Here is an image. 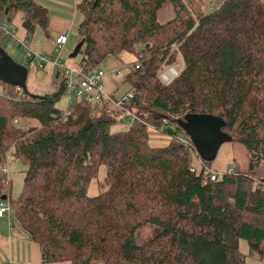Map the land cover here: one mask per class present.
Segmentation results:
<instances>
[{"label": "trees", "instance_id": "trees-1", "mask_svg": "<svg viewBox=\"0 0 264 264\" xmlns=\"http://www.w3.org/2000/svg\"><path fill=\"white\" fill-rule=\"evenodd\" d=\"M202 1L77 0L84 72L123 52L136 55L121 105L77 97L60 109L68 80L61 68L52 92L0 80V164L12 151L26 166L19 196L1 176L0 196L40 245L43 263L250 264V256L264 264V0H223L208 12ZM167 3L173 16L163 22ZM18 13L28 37L48 29L46 6L0 0V20L11 23ZM3 39L0 33L5 48ZM178 58L179 75L165 82L161 73ZM202 113L221 117L223 130L245 146L247 170L211 180L208 167L194 166L200 156L182 121ZM125 116L130 127L113 132ZM21 118L39 125L19 126ZM150 126L169 142L153 146ZM101 166L106 174L91 196ZM147 224L156 232L139 243Z\"/></svg>", "mask_w": 264, "mask_h": 264}, {"label": "rangeland", "instance_id": "rangeland-1", "mask_svg": "<svg viewBox=\"0 0 264 264\" xmlns=\"http://www.w3.org/2000/svg\"><path fill=\"white\" fill-rule=\"evenodd\" d=\"M69 1L71 2L72 7H73L70 10V17H71L73 10L75 11V9H76L75 4L77 3V0H69ZM202 2H203L204 10L206 12H208V11H211L213 9H216L219 6V4H221L223 2V0H203ZM59 12L62 15H66V13L61 11V10H59ZM50 15H51V12H50ZM172 16H173L172 7H171V5H169V3H167L159 12V19L164 22V21H168L170 18H172ZM64 17H66V16H64ZM66 18H68V17H66ZM11 24H13V23L11 22ZM49 26H51L57 32H60V33L63 32L68 37V43L65 46L64 52L62 54L61 53L59 54V55H61L60 57L63 60V64L66 66H69V67L80 65L82 53L81 52L78 53V55L75 57L71 56L75 47L80 42L78 23H75L72 26H70V21L69 22H67V21L61 22L57 19H51V16H50ZM15 28H16V26H15ZM0 33H3V32L0 31ZM16 34H17V29H16L15 35ZM40 34L45 39L47 38V34L42 29H39V31L35 32V34H33V36L29 38V40L27 38L21 39V40H27L28 41L29 48L31 49L32 52H34V55H35V53H37L36 51L38 50V48H37L38 43L39 44L41 43L40 42L41 40L39 38ZM5 37H6V39H3V44H4L7 52L16 61H18L22 64H25L29 68L30 77L32 76V73L36 71V72H38L37 77L40 78V80H42L41 72L36 69L37 66L39 65V59H38L37 55H35L29 61V59H28L29 57H27V54H26L25 46H23L21 44H20L21 46H16L14 38H9L6 35H5ZM42 53L46 54L49 52L43 51ZM57 54L58 53L55 52L53 55L56 56ZM135 60H136L135 54L123 52V53H121L120 57H118V58L115 56L109 57L99 67H96L94 69L95 72H98L99 70H103L105 72V74L110 75V76L115 78L114 81H116L115 84L118 87L114 90L115 91L114 94L111 95L112 102H115V101L119 102L120 100H122V97L127 94V92L132 91L130 84L123 81V77L126 74V72L129 70V65L131 67L134 66L133 62ZM117 66H118V68H115ZM172 66H174L177 70H180L181 66H182L181 59L178 58L177 62L174 63ZM168 67H170V66H166L164 68V70H166ZM117 69L119 71H121L122 74H119V75L111 74L112 71L117 70ZM102 81L104 82V78ZM27 87H28V83H27ZM29 88L31 89V86H29ZM29 88H28V90H29ZM105 88H106V86H105ZM66 104H67V96H63L57 103L58 107L62 110H65ZM127 116H125L123 120H118L111 127V130L113 132H116V131H122V130L128 129L131 125V119ZM19 123H20L19 126H22V127H27L29 125H39V121L36 119L21 118V119H19ZM149 131H150V136H151V138H150L151 144L153 146H164L170 140L168 135H166L163 132H160L158 130H154L151 126L149 127ZM203 165H205L209 169L217 172L219 178H221L224 173L230 171L234 167H238V169H240L242 171L247 170L248 169V153L246 151L245 146L242 143L232 140L229 142H225L221 145L219 152L217 154V157L213 161L206 163V161L204 162V160H202L201 158L197 157L195 159L194 166L198 170H200L203 167ZM2 166L8 167L9 177L12 179V197L17 198L19 196V194L21 193V190L23 187L26 166L21 159L16 158L12 154V151H10L7 154V162L5 164H2V165L0 164V169ZM0 173H1V170H0ZM105 174H106V168H105V166H101L98 177L94 178L92 180L90 186H89V190H88L89 195L93 196V195H96L99 193L97 180L98 179L103 180ZM155 232H156L155 226H153L151 224L144 225L143 227H141L137 231L136 239L139 243H143V242L147 241L149 238H151ZM239 248H240V251L242 253H244L246 255L249 254V246H248V243L246 240L240 239ZM246 258L250 264H263L261 262V260L251 258L250 256H247ZM262 261H264V259Z\"/></svg>", "mask_w": 264, "mask_h": 264}, {"label": "crops", "instance_id": "crops-1", "mask_svg": "<svg viewBox=\"0 0 264 264\" xmlns=\"http://www.w3.org/2000/svg\"><path fill=\"white\" fill-rule=\"evenodd\" d=\"M36 1L46 6L49 9V11L51 12V15H50L51 19H57L61 22L70 21V26H72L75 23H78V26H79L80 22L82 21L83 17L77 11V9H75V11L73 10V13L70 17V10L73 7L69 0H36ZM59 10L65 12L66 15H62L59 12ZM23 17H24L23 13H18L12 23L16 26L17 37L20 39L27 38L29 40L30 37H28L26 29L23 27ZM39 29H42L47 34V38L45 39L40 34L39 38L41 40L40 41L41 43L40 44L38 43V46H37L38 50L36 51L37 52L36 54L42 53L43 51H45V52H49L46 54L52 57L58 56L61 59L60 57L61 55L59 54L60 53L62 54L64 52L65 46L67 45L68 40H67V43L63 46V48L59 52H57L55 49V46H56L55 39L59 35L64 34V33L57 32L51 26H48L47 30H44L43 28H38L36 32L39 31ZM55 52L58 53L56 56L53 55ZM71 67H75L79 69L80 65L71 66ZM115 68H118V66ZM36 69L41 72L42 80H40V78L37 77L38 72L36 71L33 72L32 76L30 77V70H29L28 81H27L28 88L29 86H31V89L29 88V90L37 94L55 91L58 88L56 77H57V72H58L59 67L53 66V64L49 63V64H46L42 68H40L38 65ZM114 79H115L114 77L107 75L104 77V82L102 81L104 88L106 86L105 88L106 92L109 93L110 96L114 94L115 92L114 90L118 87L115 84L116 81H114ZM0 199H1V196H0ZM11 263H16V264H70L69 261L43 263L40 245L32 241L29 238L26 231L16 222L13 216L0 218V264H11Z\"/></svg>", "mask_w": 264, "mask_h": 264}, {"label": "built area", "instance_id": "built-area-1", "mask_svg": "<svg viewBox=\"0 0 264 264\" xmlns=\"http://www.w3.org/2000/svg\"><path fill=\"white\" fill-rule=\"evenodd\" d=\"M0 31H2L9 38H14L16 46H25L27 57L31 58L37 55L39 59V67L42 68L46 64H53V66H57L64 70L68 80H67V106L71 104V102L77 97H85L89 102H95L98 100H111V96L106 92L102 80L107 74L103 70H99L98 72L90 71L84 72L80 66V68L69 67L63 64V61L58 57H52L48 54L38 53L34 55V52L29 48V43L27 40L19 39L15 33L16 28L13 24L8 23L7 21L0 20ZM68 37L65 34L59 35L55 39V49L59 52L63 46L67 43ZM21 44V45H20ZM181 69L183 67V60L181 61ZM139 67V64L136 65ZM180 69V70H181ZM180 70H177L174 66L168 67L161 73V77L165 82H170L174 78L179 75ZM111 74H121V71L114 70ZM21 90L20 87H18ZM132 96V93H129L126 98ZM118 105L122 104V100L116 102ZM16 124H20L18 120H15ZM0 176L2 177V181L4 185H9L10 177L7 166L1 167ZM204 174L208 176L211 180H216L219 176L218 173L206 168L204 170ZM13 214L12 206L8 199H0V218L3 217H11ZM16 264V263H11Z\"/></svg>", "mask_w": 264, "mask_h": 264}, {"label": "water", "instance_id": "water-1", "mask_svg": "<svg viewBox=\"0 0 264 264\" xmlns=\"http://www.w3.org/2000/svg\"><path fill=\"white\" fill-rule=\"evenodd\" d=\"M84 44L81 40L71 56L80 53ZM29 68L16 61L0 44V80L6 84L18 86L28 91ZM225 121L212 114H190L182 121V128L190 137L200 158L206 162L213 161L219 152L221 145L233 140V137L223 130ZM1 199H7L2 195Z\"/></svg>", "mask_w": 264, "mask_h": 264}]
</instances>
